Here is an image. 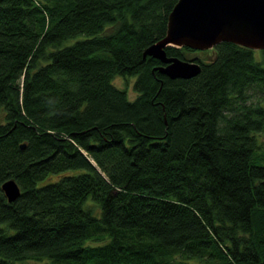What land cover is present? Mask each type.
I'll return each mask as SVG.
<instances>
[{"label": "trees", "instance_id": "trees-1", "mask_svg": "<svg viewBox=\"0 0 264 264\" xmlns=\"http://www.w3.org/2000/svg\"><path fill=\"white\" fill-rule=\"evenodd\" d=\"M176 2L0 0V264H264V49L167 77Z\"/></svg>", "mask_w": 264, "mask_h": 264}, {"label": "water", "instance_id": "water-1", "mask_svg": "<svg viewBox=\"0 0 264 264\" xmlns=\"http://www.w3.org/2000/svg\"><path fill=\"white\" fill-rule=\"evenodd\" d=\"M165 36L143 50V57L157 58L156 69L172 79L192 78L201 65L192 59L166 55L168 46L205 50L220 42L237 43L251 50L264 49V0H177L167 18ZM20 147L25 148L21 143ZM10 202L21 189L15 179L1 184Z\"/></svg>", "mask_w": 264, "mask_h": 264}, {"label": "rangeland", "instance_id": "rangeland-1", "mask_svg": "<svg viewBox=\"0 0 264 264\" xmlns=\"http://www.w3.org/2000/svg\"><path fill=\"white\" fill-rule=\"evenodd\" d=\"M71 41H73V40H71ZM184 55H185L186 59H189V60L195 59V57L198 59H201V60H205V59L210 60L216 56L215 50L213 47L209 48V49L205 48V50L193 49V50L186 52ZM113 80H114L115 85L122 87V88L124 87L126 90L129 91L128 95H129L130 99H133L135 97V92L133 91V89H131L132 79L126 80L123 77L116 76Z\"/></svg>", "mask_w": 264, "mask_h": 264}]
</instances>
